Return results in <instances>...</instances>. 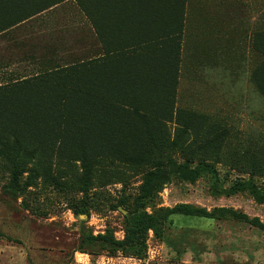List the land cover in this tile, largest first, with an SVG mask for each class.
Segmentation results:
<instances>
[{"label":"rangeland","instance_id":"374dc122","mask_svg":"<svg viewBox=\"0 0 264 264\" xmlns=\"http://www.w3.org/2000/svg\"><path fill=\"white\" fill-rule=\"evenodd\" d=\"M252 2L248 51L208 52L181 71L180 53L97 56L89 24L71 18L75 7L26 22V3L0 0V86L73 66L72 113L80 126L70 141L33 159L21 175L22 192L7 188L13 174L0 146V264H264V230L219 212L172 215L162 238L148 232L143 259L88 239L111 229L124 240L145 174L170 161L213 164L221 186L214 188L209 174L195 182L174 175L147 211L188 203L209 212L232 208L264 223V203L227 192L238 180L264 184V0ZM58 77L65 80V70ZM19 97L30 98L24 105L33 118L56 115L37 107L33 94ZM19 99L0 100V115L26 114ZM14 128L35 146L54 126L0 121V141Z\"/></svg>","mask_w":264,"mask_h":264},{"label":"crops","instance_id":"0c3cea01","mask_svg":"<svg viewBox=\"0 0 264 264\" xmlns=\"http://www.w3.org/2000/svg\"><path fill=\"white\" fill-rule=\"evenodd\" d=\"M19 1L32 14L23 17L26 22L75 7L72 20L89 24L92 48L106 60L133 53H180L181 71L189 59L199 63L208 52L246 51L255 29L253 0ZM252 45L256 51L258 40Z\"/></svg>","mask_w":264,"mask_h":264},{"label":"trees","instance_id":"16d2710c","mask_svg":"<svg viewBox=\"0 0 264 264\" xmlns=\"http://www.w3.org/2000/svg\"><path fill=\"white\" fill-rule=\"evenodd\" d=\"M18 1L1 0V6L16 5ZM30 15L32 14L30 13L28 16ZM64 70L67 75L65 80L58 77V74ZM74 73L75 67L72 66L70 69L54 70L41 76L37 75L29 81L24 80L22 82H16L14 85L0 86V100H14L19 99V96L33 94L37 107L43 110L47 108L50 110L54 109L56 113L55 116L33 118L32 114H27L29 110L24 105L30 99L28 98L26 101H20V99L17 101L19 105L20 103L23 104L21 109L26 114L21 113V111L18 114V111H14L11 117L8 115H0V121L5 124H11V122L14 123L16 121L19 125L30 123L33 126L36 122H40L45 127V125H50L52 121L54 126L53 130L44 140L35 146L27 143V139L20 128H14L16 130L15 132L2 137L0 146L3 148V151L1 154L7 155L13 174V180L7 186L8 189L24 191L26 186H20V178L23 172L30 171L28 165L33 159L41 155L43 150L52 149L56 143H59L61 147L65 142L70 141L72 136L79 133L80 126L77 124L76 117L72 113L76 112L77 106V89L74 83ZM55 87L60 88L59 93H55ZM37 113L44 114L41 111ZM26 128L30 132L44 130L43 128L37 129L38 127L32 130L29 125ZM206 174H209L213 179L214 188L221 186L217 169L213 164L200 162L192 166L189 161L180 164L170 161L158 165L145 174L141 185V192L135 199V208L125 217V239L118 240L115 238L114 232L111 229L107 230L105 234H99L97 236L90 235L88 239L92 242L100 241L104 243L112 252L122 250L127 255L143 259L147 257L146 238L148 232L152 230L156 237L162 238L164 236V226L171 221L172 215L177 213L185 215L204 214L210 216H213L217 212L222 215L230 214L264 230V223L258 217L251 218L241 211L226 207L216 208L209 212L204 208H198L188 203H180L172 208L160 207L152 212L147 211L146 207L149 201L165 185L172 182L174 175L180 180L195 182ZM28 181H31L30 176L28 177ZM227 192L229 194L249 192L258 203H264V184L258 185L252 178L236 181L227 189Z\"/></svg>","mask_w":264,"mask_h":264}]
</instances>
